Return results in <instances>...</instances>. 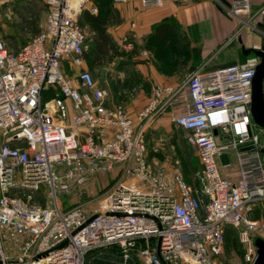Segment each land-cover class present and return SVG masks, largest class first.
<instances>
[{
	"label": "built area",
	"instance_id": "built-area-1",
	"mask_svg": "<svg viewBox=\"0 0 264 264\" xmlns=\"http://www.w3.org/2000/svg\"><path fill=\"white\" fill-rule=\"evenodd\" d=\"M32 1L45 7L44 29L16 52L0 35V264H86L88 253L114 246L123 264L132 254L145 264H222L226 226L252 264L264 233L254 217L264 203V130L255 132L250 111L260 59L155 87L132 117L83 68L78 18L89 0H0V17L6 5ZM227 1V14L254 29L251 0ZM139 2L150 9L170 0ZM168 107L195 148L197 189L147 160L146 130ZM229 152L233 162L221 163ZM233 167L236 179L226 174ZM99 174L114 179L91 197ZM41 187L45 205L34 201ZM72 192L78 201L63 206L58 193Z\"/></svg>",
	"mask_w": 264,
	"mask_h": 264
},
{
	"label": "rangeland",
	"instance_id": "rangeland-1",
	"mask_svg": "<svg viewBox=\"0 0 264 264\" xmlns=\"http://www.w3.org/2000/svg\"><path fill=\"white\" fill-rule=\"evenodd\" d=\"M19 3V2H17ZM117 1L114 0L113 7H116ZM96 9V13H92V10ZM99 7L94 0H89L78 18V23L86 35L87 50L84 55L85 64L84 69L90 70L95 77L97 85L109 90L111 95L110 103L115 106H122L129 114L136 111L138 108H142L148 100L152 86L147 78L148 87H143L142 79L138 83V79L135 80L133 76V68L137 71L138 66L131 67L126 65L128 59L134 58L139 61L144 59L145 63L149 62L143 50H137L134 54V49L126 50L124 47L117 46L114 50L109 52L107 63L102 67L91 70L89 68L90 53H92L93 39L95 34L84 21L85 12L97 15ZM46 10L42 2L32 1L26 4L10 3L4 7L2 15L0 17V35L2 41L8 52H15L16 47L23 46L30 38L39 34L45 25ZM264 39V37H263ZM132 53V57H131ZM131 57V58H130ZM138 57V58H137ZM63 70L70 77L75 73V69H69L66 63H63ZM147 66V65H145ZM190 70L184 68L180 74L176 73L172 75L178 77V83H181L190 75ZM171 77V76H168ZM264 87V86H263ZM148 88V89H146ZM53 96H45L43 102L50 100ZM133 109V110H132ZM158 118V117H157ZM156 119L153 120L151 125L146 131L147 139V160L152 170L165 167L170 170L178 172L186 182L194 189L198 188V182L196 179V173L200 166L196 155L195 148L189 144L187 137L188 133L181 128L175 126L168 121V127L155 128L153 124ZM255 132L260 135V128H255ZM58 176H61V172L56 171ZM114 179L113 174H99L90 186L91 197L98 196ZM75 193V192H74ZM47 192L45 187H41L38 193L34 194V201L45 205L47 204ZM58 199L63 206H70L78 201V198L72 194L60 195L58 193ZM262 216V217H261ZM254 217L257 219H264L263 209H258ZM225 229H230L232 232L228 234L224 239L222 247V264H248L244 261V248L239 243L236 237V230L232 226H226ZM261 238L264 240V233ZM110 248V247H109ZM108 249V248H106ZM92 251L86 256V264H97L98 259L110 260V262H100L99 264H123L121 253L118 255H111V257L104 256V250ZM127 264H145L143 260L137 255H131Z\"/></svg>",
	"mask_w": 264,
	"mask_h": 264
},
{
	"label": "crops",
	"instance_id": "crops-1",
	"mask_svg": "<svg viewBox=\"0 0 264 264\" xmlns=\"http://www.w3.org/2000/svg\"><path fill=\"white\" fill-rule=\"evenodd\" d=\"M15 4L26 3L16 2ZM251 6L253 17L251 25L254 29L249 30L227 14V0H170L166 7L150 9H143L139 0H125V2L116 4L118 21L108 28V34L117 46L124 47L126 50L134 49L137 46L147 56L146 59L149 62L145 63L144 59L141 60L137 57L139 61L136 65L139 72L147 76L153 89L146 101L147 104L155 87H178L186 81L178 83V77L160 74L153 66V56L144 47L145 40L160 23L171 22L185 33L189 49L194 52L188 65L192 67L191 72L198 69L213 71L241 64L254 56L252 54L244 55L241 45L245 49L264 48V0H251ZM239 39L241 43H239ZM21 47L18 45L16 51ZM135 58L136 56L133 59L135 60ZM142 108L134 110L131 114L126 112L134 117L137 111ZM172 110L171 107H168L158 115L153 127H168L167 120L171 122ZM233 160V152L226 153L220 158L221 163L233 162ZM226 174L232 179L238 177L235 167L227 171Z\"/></svg>",
	"mask_w": 264,
	"mask_h": 264
},
{
	"label": "trees",
	"instance_id": "trees-1",
	"mask_svg": "<svg viewBox=\"0 0 264 264\" xmlns=\"http://www.w3.org/2000/svg\"><path fill=\"white\" fill-rule=\"evenodd\" d=\"M94 1L99 7L98 14L94 15L89 12H85L84 14V21L90 25L95 34V38L93 39L92 53H90L91 55L88 63L91 70L105 65L109 57V52L114 50V48H117V45L113 42L112 38L108 34V28L118 21L117 9L116 7H113L114 0ZM144 47L153 56V66L160 74L172 76L176 73L180 74L184 68H187V70H192V67L188 65L190 59L194 56V52L193 50L189 49V42L185 33L171 22L160 23L154 29L153 33L145 40ZM139 49L140 47L136 46L134 48V54ZM132 56L133 55L131 53V57ZM137 64L138 61L134 60L133 58L128 59V62L126 63V65L131 66L132 68ZM89 72L92 74L90 70ZM92 76L95 79L93 74ZM133 76L135 80L138 79V83L142 79L143 87H148L146 86L148 81L145 76L134 68ZM231 233L232 232L230 229H225L224 239L228 234ZM119 252L120 250L118 247H110L104 250V256H119ZM97 253L98 252L95 251V254ZM100 262H110V260L104 259L103 261V259H98V261H96L97 264Z\"/></svg>",
	"mask_w": 264,
	"mask_h": 264
},
{
	"label": "water",
	"instance_id": "water-1",
	"mask_svg": "<svg viewBox=\"0 0 264 264\" xmlns=\"http://www.w3.org/2000/svg\"><path fill=\"white\" fill-rule=\"evenodd\" d=\"M239 43H241L239 39ZM244 55H254L260 59L259 64L255 68V75L252 82V99H251V118L252 122L262 130H264V48L245 49L241 45ZM216 134V131H214ZM264 153V150L262 151ZM264 216V203H263ZM256 247V258L252 264H264V240L256 238L254 241Z\"/></svg>",
	"mask_w": 264,
	"mask_h": 264
}]
</instances>
